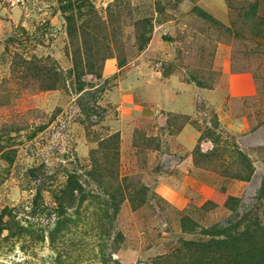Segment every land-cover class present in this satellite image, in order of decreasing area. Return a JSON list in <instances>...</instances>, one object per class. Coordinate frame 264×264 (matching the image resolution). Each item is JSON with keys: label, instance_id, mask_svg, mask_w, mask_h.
I'll list each match as a JSON object with an SVG mask.
<instances>
[{"label": "rangeland", "instance_id": "obj_1", "mask_svg": "<svg viewBox=\"0 0 264 264\" xmlns=\"http://www.w3.org/2000/svg\"><path fill=\"white\" fill-rule=\"evenodd\" d=\"M263 185L264 0H0V264H240Z\"/></svg>", "mask_w": 264, "mask_h": 264}, {"label": "trees", "instance_id": "obj_2", "mask_svg": "<svg viewBox=\"0 0 264 264\" xmlns=\"http://www.w3.org/2000/svg\"><path fill=\"white\" fill-rule=\"evenodd\" d=\"M264 195V185L261 187L260 190V196ZM262 217H264V209L262 210ZM252 220H247V217H245V224L243 225V228L241 230H237V227H229L226 229H223L220 235L223 237L222 244L223 246H227L228 243H234L236 252L240 258V264L250 259L251 257L247 256V248L244 249V247L247 245L251 248V251L256 252V246L260 245L261 250L264 249V219L260 218V216H256L251 218ZM240 225V224H239ZM262 244H257L256 239H262ZM250 243V244H249ZM250 263V262H248Z\"/></svg>", "mask_w": 264, "mask_h": 264}]
</instances>
